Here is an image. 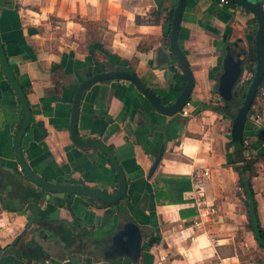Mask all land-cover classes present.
Here are the masks:
<instances>
[{
	"label": "crops",
	"instance_id": "0c3cea01",
	"mask_svg": "<svg viewBox=\"0 0 264 264\" xmlns=\"http://www.w3.org/2000/svg\"><path fill=\"white\" fill-rule=\"evenodd\" d=\"M177 2L0 0L2 43L18 81L28 89L32 111L23 155L38 175L59 186L118 190L117 170L106 156L73 140L75 91L82 81L105 71L104 62L132 65L159 90L172 86L184 73L163 40L164 19L158 20L156 13L165 18ZM241 8L221 0H187L178 43L195 80L189 114L159 111L124 79L96 82L82 94L80 136L114 146L127 176L120 208L83 194L67 198L71 208L61 206L64 192L47 191L25 176L15 152L23 109L0 66V264H158L160 255H166L165 264H264V246L253 227L258 222L264 230V121L255 120L257 112H264V99L252 105L244 148L242 141L232 139L235 116L212 107L221 96L227 45L238 38L248 48L254 42L255 15ZM100 43L120 58L108 62ZM246 157H261L247 176L256 203L255 223L250 197L233 164ZM203 169L211 173L204 188L218 215L204 232L195 233L192 222L198 209L189 197L192 183L182 192V201L165 204L158 203L155 185L157 181L168 199L163 178L192 181L193 173ZM180 195L177 191L173 198ZM128 221L141 228L138 260L106 250Z\"/></svg>",
	"mask_w": 264,
	"mask_h": 264
},
{
	"label": "water",
	"instance_id": "95a60500",
	"mask_svg": "<svg viewBox=\"0 0 264 264\" xmlns=\"http://www.w3.org/2000/svg\"><path fill=\"white\" fill-rule=\"evenodd\" d=\"M240 7L252 12L257 21V30L254 37V49L257 54L256 69L253 77L247 87L246 95L243 103L238 108L232 122L231 135L235 142L244 140L245 125L248 120V115L251 111L253 102L260 89V84L264 78V4L262 0H231ZM187 0H178L173 12L171 22V31L169 36V45L176 60L180 64L185 75L186 84L182 91L177 96L176 100L171 104L164 105L161 99L152 92L142 81V79L133 71L118 69L105 70L91 75L80 83L75 91L73 98V112L71 122L72 137L79 135L78 118L80 100L84 91L96 82L112 79H124L132 82L138 89L146 95L152 102L154 107L165 114H176L183 110V107L189 101L194 87V76L190 69L187 57L178 43V35L180 32L181 21ZM248 52V44L243 38H238L227 45V53L224 57L223 73L219 81V89L221 95L225 98H230L235 85L240 81L243 74V65ZM0 66L6 79L14 89L19 103L23 109V119L15 136V152L17 159L21 165V169L25 176L41 188L50 192H66L71 194H83L99 199L101 202L117 203L121 201L127 194L128 181L127 176L116 156L108 149L103 147L104 151L110 155L114 161V168L118 173L119 187L115 193H108L96 187L88 185L78 186H59L53 184L40 175H38L26 161L22 150V139L26 134L32 119V111L26 96V92L18 81L14 70L9 62L5 47L2 43L0 35ZM2 111L0 110V127L3 125ZM91 142V141H88ZM161 156H159L152 168L151 173L155 171ZM142 232L140 226L134 221H128L113 235L111 244L106 249L110 255H128L129 257L138 260L142 250Z\"/></svg>",
	"mask_w": 264,
	"mask_h": 264
},
{
	"label": "trees",
	"instance_id": "16d2710c",
	"mask_svg": "<svg viewBox=\"0 0 264 264\" xmlns=\"http://www.w3.org/2000/svg\"><path fill=\"white\" fill-rule=\"evenodd\" d=\"M228 4L232 8H241L239 5H237L236 3H234L231 0H228ZM241 9L244 10L245 12L249 13L248 10H246L244 8H241ZM173 12H174V9H171L165 18L162 16V13L160 11H158L156 13V17L158 20L161 21L162 18L164 19L162 21L163 31H164L163 40L168 45H169V36H170V31H171V22H172V18H173ZM253 21L256 23L255 17H254ZM87 26H89L88 23H87ZM252 43L253 44L248 48L247 56H246V59L244 61V65H243V71H247L248 73H251L252 77H253V74H254L255 69H256L257 54H256L255 49H254V46H255L254 42H252ZM143 47H144L143 45H140V49H142ZM101 49L103 51L104 56L107 58L108 62H109L111 57L117 58V59L120 58V56L112 53L109 49L105 48L102 44H101ZM104 64H105V70L124 69V70H130V71L135 72V68L132 65H130L128 67H114V66L110 65V63L107 64V62H104ZM252 77H250L247 80H244L243 82L239 81L237 86L234 87V90L232 92V96L230 98H225L223 95H221L220 100L216 101L215 104L212 105V107L215 108L216 110L220 111L223 114L230 115V116L234 117L236 115L238 108L243 103V100H244L245 95H246L247 87H248ZM142 81L152 92H154L161 99V102L164 105H168V104H171L172 102H174L186 84L184 74H182V75L178 74L176 77L175 83L172 86H170L164 90L157 89L154 85L147 83V81L145 79H142ZM263 88H264V78L260 84V89L258 91V94H257L253 104H255V102H257L258 99H264V95L263 96L260 95V92ZM24 90L27 93L28 89L24 88ZM73 140L77 145H80L84 148H93L95 150L101 151L106 156V158L110 161V163H112V165L114 167L113 159L103 149V147L108 148L116 156L114 146L106 145L103 141H101L100 139H96V138L85 139L82 136H80V134L77 137L73 138ZM88 141H91V142H88ZM244 141L239 143V145H241L243 148L245 146ZM260 158L261 157H246L239 164L237 162H233L234 167L240 173V177H241L240 184H241L242 188H244V190L246 191L248 196L250 197V200H248V205L250 206V214H251L250 216L252 219V223H255V220L257 218V216H256V203H255V200H254L253 195H252L251 182H250V180L247 179V176L249 175V173L253 172L254 164ZM116 159L118 160L117 156H116ZM161 181H163L164 188H165L166 192L169 194V198L165 199L164 197H162L164 192L162 191L160 186H157V181H156L155 188H156L157 201L160 204H165L166 202H168V200H169V202H175L176 200L182 201L183 200L182 192L191 187V180L187 177H165ZM177 191H179V194H181V195L177 196L178 198L175 199V198H173V196H175V192H177ZM64 195H65L64 201L62 200V202L59 204L61 206H67V207L71 208L70 200L67 199L70 197V195H68L66 192H64ZM92 199L94 201L98 202V199H95V198H92ZM103 205L108 206V207L114 206V205H117L118 208L123 207V205H121V203L115 204V203L104 202ZM253 227H254V230L256 232V237L258 238V240L260 242H262V244L264 246V230L261 229L258 222H256V224H253Z\"/></svg>",
	"mask_w": 264,
	"mask_h": 264
},
{
	"label": "built area",
	"instance_id": "2783aa9c",
	"mask_svg": "<svg viewBox=\"0 0 264 264\" xmlns=\"http://www.w3.org/2000/svg\"><path fill=\"white\" fill-rule=\"evenodd\" d=\"M222 2H228V0H221ZM260 95H264V88L261 90ZM189 101L187 104L183 107V110L181 113L183 114H189ZM255 120L258 123H261L264 121V112L260 111L257 112L255 115ZM20 170L21 167H20ZM210 170L209 169H203L200 171H195L192 175V187L191 191L189 192V197L195 204V206L198 209L197 216L193 219L192 226L194 228L195 233L196 232H204L206 230V224L209 222H212L216 220V217L218 215V208L217 205L206 197L205 193V182L210 177ZM1 220V216H0ZM194 240H196V236H193ZM166 255H160L158 264H165L166 261Z\"/></svg>",
	"mask_w": 264,
	"mask_h": 264
},
{
	"label": "rangeland",
	"instance_id": "374dc122",
	"mask_svg": "<svg viewBox=\"0 0 264 264\" xmlns=\"http://www.w3.org/2000/svg\"><path fill=\"white\" fill-rule=\"evenodd\" d=\"M254 29H256V27ZM251 76H252L251 73H248L247 71H244L243 74H242V79H247V78H249Z\"/></svg>",
	"mask_w": 264,
	"mask_h": 264
},
{
	"label": "clouds",
	"instance_id": "9594fccd",
	"mask_svg": "<svg viewBox=\"0 0 264 264\" xmlns=\"http://www.w3.org/2000/svg\"><path fill=\"white\" fill-rule=\"evenodd\" d=\"M201 239H203V238H201Z\"/></svg>",
	"mask_w": 264,
	"mask_h": 264
}]
</instances>
